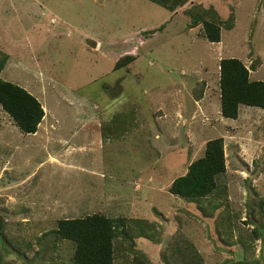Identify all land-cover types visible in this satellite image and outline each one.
<instances>
[{
  "label": "rangeland",
  "instance_id": "obj_1",
  "mask_svg": "<svg viewBox=\"0 0 264 264\" xmlns=\"http://www.w3.org/2000/svg\"><path fill=\"white\" fill-rule=\"evenodd\" d=\"M197 4L214 7L224 21L235 15L221 43L204 39L200 28L186 30L185 9ZM3 54L9 60L1 78L29 91L45 112L38 132L26 135L0 107L6 234L44 255L41 246L60 220L104 214L152 222L154 238H141L138 247L154 264L178 230L203 264H264V217L254 216L264 199V110L241 106L238 119L224 118L219 86L220 60L229 58L248 67L260 60L250 78L264 81V0H190L173 13L148 0H0ZM126 55L136 62L115 71ZM132 108L141 123L132 135L117 138L102 128ZM221 137L229 197L206 200L204 209L225 202L207 215L168 188L204 155L208 141ZM227 204L234 215L230 239L218 222ZM244 244L252 247L248 254ZM72 245L62 243L58 264H69ZM4 253L1 264H42ZM121 256L117 264H124Z\"/></svg>",
  "mask_w": 264,
  "mask_h": 264
},
{
  "label": "trees",
  "instance_id": "obj_2",
  "mask_svg": "<svg viewBox=\"0 0 264 264\" xmlns=\"http://www.w3.org/2000/svg\"><path fill=\"white\" fill-rule=\"evenodd\" d=\"M148 1L173 13L184 8L190 0ZM185 14L188 18L186 30L200 28L201 36L210 43H220L223 31H232L236 25L234 14L224 21L214 7H205L201 4L191 5L185 9ZM7 62L8 56L3 54L0 58V75ZM135 62V56L126 55L115 63L114 70L130 69ZM260 65V60L253 62L249 67L236 58L220 61V100L221 114L224 118L238 119L241 106L264 110V81H252L250 78L251 72L257 71ZM198 87L194 90V96L197 101H201L204 97L205 82ZM0 107L26 135L36 134L45 118L43 106L34 95L2 79ZM105 126L109 128L110 135L117 138L132 135L141 127L138 108L116 113L109 122L103 124L102 128ZM226 170L224 138L210 140L206 143L204 155L193 161L186 173L173 181L168 188L169 193L188 202L198 203L205 214L213 215L220 205H225L229 197L228 186L224 181ZM210 198H226V201L218 204L211 201L209 207L204 209L202 205ZM255 207L254 216L259 221L264 217V199L256 202ZM233 216L231 207L227 204L218 220L219 227L227 234L228 239L233 236ZM261 227L262 225H257L254 229L256 237L263 235ZM1 228L0 242L3 250L0 251V264L4 262V252L7 255H16L22 260L24 256H28L33 261L41 260L42 264H58L60 259L58 253L60 255L61 245L65 241L73 243L74 247L69 264H117V258L121 253L124 264H154L138 247L141 238H154L151 231L155 226L146 219L111 218L104 214L62 219L57 223V228L47 234L50 239L41 246L44 255L36 250L32 243L25 240L22 242L17 236L11 237L4 232V228ZM39 242L40 239L35 245L40 246ZM244 248L247 254L252 250L249 244H244ZM30 252L32 255L27 254ZM160 259V264H203L195 244L187 239L186 233L182 230L173 235Z\"/></svg>",
  "mask_w": 264,
  "mask_h": 264
},
{
  "label": "water",
  "instance_id": "obj_3",
  "mask_svg": "<svg viewBox=\"0 0 264 264\" xmlns=\"http://www.w3.org/2000/svg\"><path fill=\"white\" fill-rule=\"evenodd\" d=\"M86 44H87V46H89L90 48H93V49H97V47H98V42L93 40V39H87ZM1 226H2V223L0 222V228H1ZM232 264H241V263H232Z\"/></svg>",
  "mask_w": 264,
  "mask_h": 264
},
{
  "label": "clouds",
  "instance_id": "obj_4",
  "mask_svg": "<svg viewBox=\"0 0 264 264\" xmlns=\"http://www.w3.org/2000/svg\"><path fill=\"white\" fill-rule=\"evenodd\" d=\"M221 43V42H220ZM216 44H218V43H216ZM98 48V47H97ZM93 49V48H92ZM5 55H7V54H5ZM8 56V55H7ZM8 60H9V57H8ZM221 61V60H220ZM7 64V63H6ZM6 67V66H5ZM4 67V68H5ZM4 72V69L2 70V72H1V74ZM219 72H220V65H219ZM252 74V73H251ZM251 76V75H250ZM219 78H220V73H219ZM0 79H2L1 78V75H0ZM3 80V79H2ZM219 83H220V81H219ZM219 86H220V84H219ZM25 89V88H24ZM29 92V91H28Z\"/></svg>",
  "mask_w": 264,
  "mask_h": 264
},
{
  "label": "crops",
  "instance_id": "obj_5",
  "mask_svg": "<svg viewBox=\"0 0 264 264\" xmlns=\"http://www.w3.org/2000/svg\"><path fill=\"white\" fill-rule=\"evenodd\" d=\"M251 76H252V74H251Z\"/></svg>",
  "mask_w": 264,
  "mask_h": 264
},
{
  "label": "flooded vegetation",
  "instance_id": "obj_6",
  "mask_svg": "<svg viewBox=\"0 0 264 264\" xmlns=\"http://www.w3.org/2000/svg\"><path fill=\"white\" fill-rule=\"evenodd\" d=\"M244 264V263H243Z\"/></svg>",
  "mask_w": 264,
  "mask_h": 264
}]
</instances>
